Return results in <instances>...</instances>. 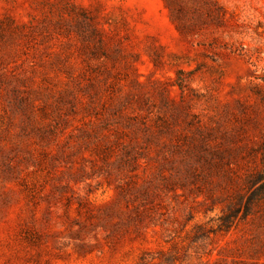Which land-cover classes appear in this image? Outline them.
I'll list each match as a JSON object with an SVG mask.
<instances>
[{
	"label": "rangeland",
	"instance_id": "374dc122",
	"mask_svg": "<svg viewBox=\"0 0 264 264\" xmlns=\"http://www.w3.org/2000/svg\"><path fill=\"white\" fill-rule=\"evenodd\" d=\"M0 264H264V0H0Z\"/></svg>",
	"mask_w": 264,
	"mask_h": 264
}]
</instances>
